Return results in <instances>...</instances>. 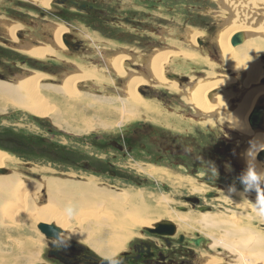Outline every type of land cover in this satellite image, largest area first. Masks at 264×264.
Returning a JSON list of instances; mask_svg holds the SVG:
<instances>
[{"label":"rangeland","instance_id":"rangeland-1","mask_svg":"<svg viewBox=\"0 0 264 264\" xmlns=\"http://www.w3.org/2000/svg\"><path fill=\"white\" fill-rule=\"evenodd\" d=\"M73 1L77 4H74ZM223 1L225 2L226 0ZM32 2L36 5L27 0H0V15L5 14L8 18L26 26V22L31 20L38 21L43 28L36 29L34 27L33 31L34 34L42 38H45L46 34L43 30L49 31L47 32V37H49L46 40L47 42L42 39L43 43L33 45L35 48H39L46 43L49 45L50 40L52 42L54 38L52 29L58 24L64 25L68 29L69 32L65 35L66 39L71 37L66 41L81 44V50L70 48L71 52L67 53L65 50L63 53L69 55V58H73L74 61L79 60L86 66H95L97 70H101L103 76L108 77V81L101 84L99 82L95 84L93 80L90 81L91 83L81 82V84L83 83L81 92L89 91L90 94L97 96L96 99L103 100L98 101L105 102L106 100V103L95 105L101 108L99 112L98 108L93 107V109L90 106L91 109L83 112L84 116L77 114L80 118L77 116L79 119L72 121L73 127L81 128L83 125L81 121L87 117L90 118L91 122L94 120L93 124L102 122L106 124L77 135L63 132L54 124L50 117L37 116L29 113V111H22L12 107L6 110L0 109V134L17 138V143H11V145L8 142L6 144L0 142V150L6 151L15 160L5 165L4 168L9 171L8 173H21L26 175L22 176L28 179H36L40 182L44 181V176L74 181H85L93 178L102 186L110 187L108 185H114L115 187H111L112 189L118 187V189L141 191L148 202L154 205L157 203L156 199L166 196L171 200L168 205L169 209L178 212L182 210L186 214L197 217L205 212L195 211V206L184 201L183 196L186 194L199 196L206 190L205 187L209 188L206 186L207 183L203 182L202 184L205 187H202V185L200 187L204 190H194V186L201 184L199 180H201L205 170L200 168L199 175L194 178L188 174L186 167L179 166L180 164L172 165L167 159L169 157H179L194 166L196 165L195 162L200 158H202L204 163L205 157L219 156L220 162H223L220 163V171H217L218 176L216 178L220 182V189H217L219 196L215 199L202 198L201 200L207 201L208 205L213 206L211 213H220L226 220L230 219L231 221H238L235 218L241 217V222L238 221V224L249 227L252 231L251 234L258 233L261 238L262 235L264 237V218L257 216L252 210L253 208H251V202H253L254 198L246 199L245 196L237 193H243L238 177L245 169L241 156H243L250 138L248 137V139L246 138V140L242 141L239 136L245 138V135L225 125L218 128L220 135L215 131L217 129L202 128L204 120L212 118V114L206 116L188 105L183 98L184 95H181L185 94V92H177L153 82H148V85L139 86L137 89L138 94L151 105L148 106L147 110L141 107V111L137 114L138 116H132L135 112L134 107L132 105H129V107L125 102L127 94L124 86L127 84V78L116 74L104 62L108 56L128 53L129 57L123 61V64L129 68V72H132L131 75H140L150 81L151 77L145 61L151 55L162 50L194 52L195 55L202 59L203 63L201 66L198 65L196 67L192 59L179 56L171 57V62L169 61L166 66L165 76L168 79L172 77V79L178 81L179 83H176V87L179 90H185V88L191 87L198 79H206L210 75L214 77L211 76L207 79L215 77L220 79L224 76L235 78L237 75H243V70H239L240 73L224 65L221 49L219 51L220 54L218 52L215 53V58L212 59L209 53L207 55L203 50V45L200 46L201 41H203V44L205 43L204 40H207L209 43L211 42L212 48L219 50L218 33L224 27V25H221L223 22L220 18L223 16L224 19H228L231 17V13L222 9V6H219L215 0H67L64 5L61 3L52 4L53 9L48 11L47 8L36 1ZM260 7L257 11H264V7ZM223 12L225 13L222 15ZM16 16L20 19H14ZM233 23L235 24V22ZM257 23L255 26H257ZM1 29L0 27V35L4 36ZM11 29L13 28L11 27ZM192 29L193 31L198 30L201 32L194 43H191L187 33ZM257 35H259L257 39L263 37L258 33ZM234 36L235 34H232L229 38V45L233 48L240 46L246 40V37H244L240 44L232 46L231 40ZM254 37L252 36L251 38ZM13 39L16 40V37ZM67 44L66 46L69 45ZM0 49L4 51H0V82H8L12 79L13 81L10 83H15L20 77H33L38 73L50 75L51 84L60 85L63 76L67 72H77L78 70L76 62L71 65L59 59L46 61L37 58V56L32 57L26 53L28 46L21 48L20 51L11 45H6L2 40ZM261 52L259 53V60L264 64V46H262ZM28 56L33 58V60L25 61ZM139 56L142 58L137 63L135 59ZM68 65L73 67L71 68ZM140 67L146 68L145 70L148 71L145 72ZM191 75H194V78L189 81ZM180 76H187L189 79H181L180 81L178 79ZM44 82L46 81L44 80ZM230 85L225 86V91L232 92L234 96L243 92L242 86L236 80ZM220 90L221 88L214 91V97L220 93ZM51 96L58 98L61 95L59 93H51ZM231 100L233 101H230V105L227 108L228 112L234 109L238 101L236 97ZM262 103L264 104V96L262 97ZM83 104L86 105L87 103L83 102ZM191 108L195 113H193ZM75 122L77 123L75 124ZM144 126L152 130L148 135L139 137L134 142L128 137H124L125 135H131L133 130ZM151 135L154 137L161 135L163 139L175 144L178 149H184L187 154L185 156L166 154L164 158L167 159L164 161L160 160L162 156L157 157L161 153L159 151L160 145L151 139ZM119 138L121 141H119ZM113 141L121 143L124 148L114 147L111 145ZM36 146L38 149H36ZM218 147H220V153L216 152ZM56 152H60L61 158H57ZM137 161H143L146 169L152 167L158 172L161 170L166 171L163 174H157L154 170L149 174V169L146 170L147 172H143L139 170L138 165H133ZM86 164L95 165L100 168V171H94L86 167ZM187 168L190 170L191 167ZM152 172L155 174L153 175ZM167 172H170V177L166 174ZM192 179L193 182L190 184L188 180ZM232 184H235L238 190L236 193L227 191L229 185ZM243 194L250 197L252 195L256 196L254 191ZM0 198L3 201H8L9 199L4 194ZM46 199L47 193L42 190L40 196L36 199L37 205L46 203ZM178 206L191 207V210L189 209L187 212L184 209H179ZM62 207L64 208V206ZM24 214L26 215V213L20 212L18 217L22 219L17 217L19 222L15 223L13 221V217L16 215L14 211L10 214L5 211L0 213V249L8 248L11 252L6 256L0 255V263L58 264L47 257L49 242L47 243V239L37 227V223L31 220L28 215L25 217ZM158 219H168V217L162 216ZM189 229L182 230L181 233H185L188 236L194 235L195 231L201 233L198 229ZM68 231L66 229L67 233H69ZM108 231L109 228H104L102 230L103 233L100 232V235H95L92 239L95 238V241L103 238L107 239L110 236V231ZM204 233L201 234L206 237H212L210 233H208L209 235L206 232ZM64 234L62 235L65 238L84 243L91 252L96 253L101 258L85 241L67 234L65 236ZM132 234V239L124 248L125 251L135 250V246L141 241L150 244H162L164 239L161 237L162 235L150 233L144 226L134 229ZM98 237L99 239H97ZM210 241L209 239L208 245ZM212 248L209 246L197 249L193 261L203 264L202 260L205 254L211 257L217 254L213 256L215 258L214 260L211 259L210 264H214V262L216 264L236 263V256L231 255L230 257V254L224 248ZM124 249L117 253L120 260L124 259ZM161 249L165 252L171 247L164 245ZM22 250L23 252H21ZM36 252L40 253L38 261L36 258L33 259ZM31 259L33 260L31 261ZM244 264L247 263L244 262Z\"/></svg>","mask_w":264,"mask_h":264},{"label":"bare ground","instance_id":"bare-ground-1","mask_svg":"<svg viewBox=\"0 0 264 264\" xmlns=\"http://www.w3.org/2000/svg\"><path fill=\"white\" fill-rule=\"evenodd\" d=\"M31 1H36L47 9H51L52 7L51 0ZM215 1L218 2L219 6H222V9L229 11L231 13L230 16L233 17L232 19L231 17L224 19L223 16L220 18L223 22L221 25H224L222 30L218 33L219 51L221 49V56L223 55L222 61L226 67H230L233 71L243 70V75H237L235 78L224 76L220 79L216 77L207 79L213 76L210 75L206 79H198L191 87L185 88V90H179L177 89L178 87H176V83L179 82L172 79V77L168 79L165 76L166 66L173 56L192 59L196 67L198 65L201 66L203 63L202 59L195 55L194 52L162 50L151 55V57L145 61L150 73V81L140 75H131L132 72H129V68L123 64V61L127 60L129 57L128 53L108 56L103 60L116 74L123 78H127V84L124 86L126 87L127 94L125 102L128 106L132 105L134 107L133 109L135 112L132 116H138L137 114L141 111V107L147 110L148 106L151 105L138 94L137 89L139 86L148 85V82H153L159 86L162 85L163 87L171 88L177 92L183 91L185 94L181 95H184L183 98L188 105L204 113L206 116L210 114L213 115L210 119L205 118L206 120L202 123V128L218 129L220 126L225 125L245 135V138L239 136V139L242 141H244V139L246 140V138L248 139V137L250 138L249 144L247 148H245L243 156H241V161L246 168V152L250 148L256 150L260 145H264V131L253 130L249 123V116L252 110L264 96V64L259 60V53L262 51V46H264V11H257L260 6L262 8L264 7V0H226V3L223 0ZM225 12H223L222 15ZM233 22H235V24ZM256 22H258L257 26H255ZM19 26L20 25H15L12 27L13 29L10 28L11 36H14ZM52 30L54 35L52 44L48 45L46 43L39 48H35L33 45L28 46L26 53L32 57L37 56V58L46 61L49 59L53 61L59 59L71 65H74L76 62L78 68L77 72H67V74L63 76L60 85L51 84L52 82L50 81L52 79L50 75L38 73L33 77H26L24 75L25 78L20 77L15 83L0 82V109L6 110L12 107L14 109H21L22 111H29V113L37 116L50 117L54 121V124L63 132L81 135L82 132H88L91 129L98 128L100 125L106 124L103 122L93 124L94 120L92 123L89 120L90 118L87 117L81 121L84 126L82 125L81 128L73 127L72 121L74 119L77 121V119L80 118L77 114L84 116L83 112L87 109H91L90 106L93 108L96 107V104L106 103V100L105 102L98 101L103 100L96 99L97 96L95 97L90 94L89 91L81 92L83 84H81V82L91 83L90 81L93 80L95 84L98 82L101 84L107 82L108 77L103 76L101 70H97L95 66H86L79 60L74 61L73 58H69V55L63 53L65 50L67 53L69 51L71 52V50H69L71 46L68 44V46H66L67 42L64 40L66 37L65 35L69 32L64 25L58 24ZM256 32L263 36V39H257L259 35L256 36ZM187 33L189 34L188 37L191 43H194L196 38L201 34L200 31H193V29ZM232 34H240L246 37L245 42L241 44L242 46L240 45L233 48L229 45V38ZM252 36L255 37L251 38ZM202 45L204 46V43ZM232 46L235 45L232 44ZM140 58L142 57H137L135 61L138 63ZM71 65L68 66L72 68L73 66ZM174 72L176 71L174 70ZM207 74L209 73L207 72ZM190 77L189 81L193 80L194 75ZM44 80L46 82H44ZM235 80L243 89V92L236 96L230 91H225V86L232 84ZM219 88H221L220 93L214 97V91H217ZM51 93H59L61 96L54 98L51 96ZM234 97H236L238 101L234 109L228 112L227 108L230 105V101H233L231 99ZM83 102L87 104L85 105ZM96 108H98V106ZM99 109L101 108H98V112ZM103 110L105 111V109ZM197 113L199 114V112ZM76 123L77 122H75V124ZM260 151H258L254 163L258 169L264 170V159H258ZM11 156L12 155H9L6 151L0 150L1 168H4L9 162L15 161ZM154 169L155 168L152 167L149 168L150 172L148 173L150 174ZM142 170L146 171L148 169ZM164 171H155V173L163 174L165 173ZM8 172L9 171L0 173V196L4 194L9 197L8 201H3L0 198V213L5 211L10 214L14 211L16 215L14 216L15 218L13 217V221L15 223L19 222V219H22L18 217L20 212L26 213L37 225L40 222L56 223L65 230L67 235L85 241L100 256L108 253L117 254L126 248L127 243L132 239L134 229L141 226H144L146 229L153 228L156 223L163 220L158 218L167 216V220H171L176 224L177 234L189 228L194 230L198 229L201 233H210L212 237H209L211 240L209 246L211 248L222 247L230 254V257L231 255L236 256L235 264H244V262L247 264H264V237L262 235L261 238L258 233L251 234L252 231L249 227L238 224V221L241 222V217L235 218L238 221H231L230 219L226 220L220 213L211 212H205L201 216L194 217L193 215L182 212V210L178 212L169 209L170 207L168 205L171 200L166 196L158 198V200L156 199L155 201L157 203L154 205L148 202L146 196L141 191L122 188L112 189L111 186H102L93 178L85 181H74L71 179H56L44 176V181L40 182L36 179H28L22 176L21 173L15 172L11 174V172ZM155 173L152 172L153 175ZM169 173L167 172L166 174L170 177ZM188 181L192 184L193 179ZM202 187H205V185L202 184ZM202 187L194 186V190H204ZM205 188L207 190V187ZM42 190L47 193V201L43 204L40 202L41 205H37L38 202H36V199L40 196ZM237 193L242 194L246 199L254 198L252 200L253 202L256 199L255 195L250 197L241 192ZM69 205L73 206L75 209V213L72 217H68L65 212V208ZM62 206H64V208ZM251 208H253L252 205ZM17 217L19 219H17ZM104 228H109L110 231V236L107 239L103 238L104 240L100 239L98 241H95V238L92 239L93 236L103 233L102 230ZM66 229L69 230V233L66 232ZM66 234L64 235L66 236ZM97 239H99V237ZM48 242L50 243L47 239V243ZM22 244L24 243L22 242ZM0 250L1 256H6L11 253L8 248H1ZM21 252H23V250ZM23 256L25 257V255ZM39 256L40 253L36 252L33 259L36 258L38 261L40 259ZM213 256H206L205 254L202 260L203 264H210L211 259L214 260L215 258ZM33 259H31V261ZM214 264H216V262H214Z\"/></svg>","mask_w":264,"mask_h":264},{"label":"flooded vegetation","instance_id":"flooded-vegetation-1","mask_svg":"<svg viewBox=\"0 0 264 264\" xmlns=\"http://www.w3.org/2000/svg\"><path fill=\"white\" fill-rule=\"evenodd\" d=\"M27 1L34 4L30 0H27ZM66 1L67 0H51V4L61 3L64 5ZM73 2H74V4H77L75 1H73ZM34 5H36V4H34ZM83 7H85V6H83ZM52 9H53V6L51 7V9H47V11L52 10ZM41 12H43V11H41ZM14 19H20V18L18 16H16V17H14ZM123 21H124V18H123ZM125 21H126V19H125ZM26 23H27V26L23 23H18L16 21L8 18L7 15H5V14L0 15V27L2 28L1 30H2V33L4 35V36L0 35V42H2V40H3V42L6 45H11L15 49L21 51V48H23V47L41 44V43H43L42 39H44L46 41L49 38V37H47V32H49V31L43 30L44 33H46L45 38L39 37V35L34 34V31H33L34 27H36V29L43 28L40 25V23H38V21H32L31 20V21L26 22ZM15 25H20L19 27H21V28L18 27L16 29L17 32L14 34V36L16 37V40H14L10 34V28L15 26ZM38 25H40V26H38ZM36 29H34V30L36 31ZM28 37H29V39H28ZM70 37H68L67 39L65 37L64 40L65 41L69 40ZM204 42H205L204 43L205 45L203 46V50L205 51V53L207 55L209 53V55H210V57H212V59L215 58V56H214L215 53L218 52L220 54L219 50L217 51V49H214V47L212 48L211 42L209 43V41H207V40H204ZM71 43H73V42H71ZM50 44H52L51 40H50ZM80 45H78V46L77 45H74V46L70 45V46H71V49L73 48L74 50H81ZM200 45H202V41H201ZM0 51L2 52L3 50L0 49ZM32 60H33V58H30L28 56V57H26L25 61H32ZM219 64H220V62H219ZM178 79H180V81H181V79L188 80L189 78L187 76H186V78L184 76H180V78H178ZM12 81L13 80L11 79V81H8V82H12ZM193 113H195L194 110H193ZM151 131L152 130H150V128L144 126L143 128H137V129L133 130L131 135H129V136L125 135L124 137H128L131 141L133 140V142H134L135 139H137L139 137L141 138L144 135H148ZM215 131L220 135L219 129H217ZM151 139L153 141H156L160 145L159 151L161 153L157 157L162 156L160 158V160H162V161L167 159V158L166 159L164 158L165 157L164 155H166V154H171V155L177 154V155H183V156H185L187 154V152L184 149H180V148L178 149V147H176L175 144L171 143L169 140L163 139V137L161 135H159L158 137L157 136L154 137L151 135ZM119 141H121L120 138H119ZM0 142H3L5 144L8 142L11 145V143H17V138L14 136H8V135H1L0 134ZM111 145H113L114 147H117L119 149L124 148L121 145V143H118L116 141H113ZM126 145H127V143H126ZM36 149H38L37 146H36ZM216 152L220 153V147H218V150H216ZM206 154H207V152H206ZM57 155H58V157H57L58 159L61 158L60 152H58ZM167 160L172 165L173 164L174 165L180 164L179 166L182 165V166L186 167L188 174L194 178L197 177V175H199V171L201 170L200 168L205 170V172L202 174L201 180L196 178L197 180L200 181L199 183H201L200 185L197 184V186L199 185V187H200L202 185V183L204 182V183H207L206 186H208L209 188L206 191H204L202 195H199L200 197L198 195H195V194H190V195L186 194L183 196V199H184V201L191 203L192 206H195V211H200L199 206H205L207 209L209 208L210 209V210H208L209 212L213 211V206L208 205L207 201L204 202L201 199L202 198H205V199H213L214 198L215 199V198H218V196H219V191H217V189H220V182H218L219 180L216 179L215 175L210 170V168L208 166V162H211L212 164H214L217 171H220V157L219 156H214L212 158L205 157L204 163L202 161V158H200L197 162H195L196 165H194V166H191L189 163H187L183 159H180L179 157L178 158L177 157L176 158H173V157L170 158L169 157ZM86 165H87L86 167L93 169L94 171H100V168H98L95 165H92V164H86ZM133 165L134 166L138 165L137 167L141 171H143L142 169H146L144 167L143 161H137ZM187 167H191L190 170ZM22 175H24V174H22ZM24 176H26V175H24ZM109 186L115 187L114 185H109ZM116 188H118V187H116ZM188 196H194V200H186L185 197H188ZM197 200H199V201H198V203L195 204L194 201H197ZM183 208H185V210L188 212V210L191 207L187 208V207L183 206ZM196 232L197 231H195L194 235H192V236H188L185 233H179V234L175 233L172 235L158 234V235H162L161 237L164 238L162 240V244H160V243L150 244V243L141 241L139 244H137L135 246V250L125 251L123 253L124 259L121 260L122 264H199L198 262L195 263L193 261V259L196 256V250L201 248V247H203V248L209 247L208 240L210 238L204 236V234H201L199 232H198V234H196ZM153 234H156V233H153ZM197 240H200V245L196 244ZM50 243H53V245L48 246L49 248L47 249V257L52 261H56L58 264H102L101 258L98 257L96 255V253L91 252L90 249L87 248V246H85L84 243H81L80 241L72 240V239L64 237L63 240L53 241V242L50 241ZM164 245H166L167 247H171V249H168L165 252H163L161 248L164 247Z\"/></svg>","mask_w":264,"mask_h":264},{"label":"clouds","instance_id":"clouds-1","mask_svg":"<svg viewBox=\"0 0 264 264\" xmlns=\"http://www.w3.org/2000/svg\"><path fill=\"white\" fill-rule=\"evenodd\" d=\"M264 150V145H260L256 150L250 148L246 152L247 166L238 177L239 183L242 186L243 193L255 192L256 199L251 202L255 214L264 218V170L258 169L254 163L258 151ZM210 170L217 178L218 172L214 164L208 162ZM227 191L229 193L237 192L235 184L229 185ZM68 217H72L75 213L73 206L69 205L65 208ZM57 241L60 240L59 233L56 234ZM102 264H122L116 253H108L101 256Z\"/></svg>","mask_w":264,"mask_h":264},{"label":"water","instance_id":"water-1","mask_svg":"<svg viewBox=\"0 0 264 264\" xmlns=\"http://www.w3.org/2000/svg\"><path fill=\"white\" fill-rule=\"evenodd\" d=\"M244 37L241 36L240 34L235 35L232 39V44L233 45H238L243 41ZM69 45H79L78 43H69ZM142 68V67H140ZM145 70V68H142ZM148 70H145L147 72ZM249 123L251 125V128L255 131L262 130L264 131V105L262 104V99L259 100L257 105L254 107L252 110L250 116H249ZM258 159H264V150L260 151L258 154ZM8 170L1 168L0 167V173H5ZM186 200H194V196H188L185 197ZM199 200L194 201V203H198ZM179 209H184L181 206H178ZM199 210L202 212H206L210 210L209 208L207 209L205 206H199ZM37 227L40 229V231L46 236V238L50 241H57L56 239V234L59 233L60 235V240L64 239V236L62 235L65 233V230L57 225L56 223H47V222H40ZM148 231L151 233H156V234H167V235H172L175 234L177 231L176 224L172 222L171 220L163 219L160 222L156 223L154 228H147ZM198 234V232H196ZM197 245H200V240L196 241ZM49 245H53V243H49Z\"/></svg>","mask_w":264,"mask_h":264},{"label":"trees","instance_id":"trees-1","mask_svg":"<svg viewBox=\"0 0 264 264\" xmlns=\"http://www.w3.org/2000/svg\"><path fill=\"white\" fill-rule=\"evenodd\" d=\"M220 163H223L222 161Z\"/></svg>","mask_w":264,"mask_h":264},{"label":"crops","instance_id":"crops-1","mask_svg":"<svg viewBox=\"0 0 264 264\" xmlns=\"http://www.w3.org/2000/svg\"><path fill=\"white\" fill-rule=\"evenodd\" d=\"M186 77V76H185Z\"/></svg>","mask_w":264,"mask_h":264}]
</instances>
